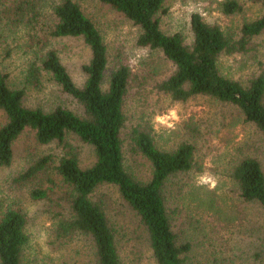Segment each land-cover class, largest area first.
I'll return each instance as SVG.
<instances>
[{"label": "rangeland", "instance_id": "1", "mask_svg": "<svg viewBox=\"0 0 264 264\" xmlns=\"http://www.w3.org/2000/svg\"><path fill=\"white\" fill-rule=\"evenodd\" d=\"M58 0H39L40 21L35 28L11 24L0 5V67L7 74L8 84L24 88L23 104L50 110L65 106L77 114V101L62 91L48 73H43L39 85L25 83V75L33 60L28 44L31 36L48 32L52 24L51 6ZM100 31L107 47L108 67L123 57L132 73L124 104L126 124L131 128L145 126L156 147L174 150L184 141L195 147L196 165L188 175H179L168 183V202L172 208L174 229L193 244L194 264H264V208L255 202H245L239 196L230 173L244 156L256 158L264 174V135L255 124L246 122L242 113L227 103L207 96H197L186 102H176L157 92L153 84L173 71L172 64L160 51L141 48L136 44L138 27L121 13L98 0H75ZM226 0H167L164 13H159L160 27L165 33L179 32L190 43V16L198 12L202 19L219 25L237 40L240 27L263 13L261 5L249 0H236L240 10L225 14ZM51 46L77 85L85 76L82 65L89 51L82 39L51 38ZM223 74L245 82L251 76L264 75V30L254 36L245 51L220 58ZM106 72L104 85L108 81ZM140 80V82H139ZM0 111V125L4 123ZM80 155V165L92 164V149L74 136L68 137ZM13 159L9 166H0V205L18 207L26 219L28 242L22 250V264H91L90 249L84 239L60 245L54 239L57 202L66 193L61 176L49 164L35 176L18 179L32 163L48 154L62 155L56 143L39 144L34 131L26 128L12 143ZM124 167L139 180L150 176V165L133 153L127 141L123 143ZM46 189V199H33L34 188ZM104 200L105 213L118 233V250L122 264H156L146 232L138 217L121 199L116 187L101 185L92 198ZM60 200V201H59Z\"/></svg>", "mask_w": 264, "mask_h": 264}, {"label": "trees", "instance_id": "2", "mask_svg": "<svg viewBox=\"0 0 264 264\" xmlns=\"http://www.w3.org/2000/svg\"><path fill=\"white\" fill-rule=\"evenodd\" d=\"M121 13L138 27L136 44L158 50L168 60L173 71L153 84L157 92L176 102H186L197 96H207L235 106L246 122L255 124L264 135V75L251 76L245 82L222 73L220 58L245 51L250 40L264 30V0L258 3L263 13L244 22L240 36L233 40L217 24L205 22L198 12L190 16L191 41L185 43L179 32L165 33L160 27L159 13L166 10L167 0H98ZM5 5L8 21L17 26L35 28L40 21L39 0H0ZM240 10L236 0L222 4L225 14ZM52 24L48 32L31 36L28 44L33 60L25 75V83L39 85L43 73H48L62 91L74 98L81 108L77 114L57 105L50 110L23 104L24 88L8 84L7 74L0 67V166H9L13 159V141L26 129L34 131L39 144L56 143L62 155L51 154L35 160L18 179L35 176L49 164L61 176L66 193L57 202L54 239L60 245L84 239L90 249L91 264H122L118 250V233L105 213L102 197L92 198L97 187H116L121 199L138 217L156 264H194L193 244L175 231L168 202V183L179 175H188L196 165L195 147L184 141L174 150L155 146L147 127L135 126L124 134L126 116L124 104L132 80L130 66L123 57L109 69L107 47L93 20L75 0H58L51 6ZM82 39L89 51L82 65L85 79L77 85L51 46V38ZM108 81L104 85L106 72ZM140 82V80H139ZM69 136L88 145L94 155L91 165L82 167L78 149ZM146 159L150 176L134 178L124 167L123 143ZM245 202L258 203L264 208V174L259 161L251 156L240 158L230 173ZM33 199H46V189L34 188ZM26 219L12 204L0 205V264H22L21 256L28 242Z\"/></svg>", "mask_w": 264, "mask_h": 264}]
</instances>
